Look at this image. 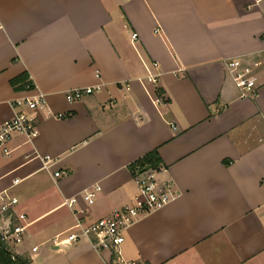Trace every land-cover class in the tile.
Returning <instances> with one entry per match:
<instances>
[{"label":"crops","instance_id":"0c3cea01","mask_svg":"<svg viewBox=\"0 0 264 264\" xmlns=\"http://www.w3.org/2000/svg\"><path fill=\"white\" fill-rule=\"evenodd\" d=\"M234 58L253 68L256 94L241 96ZM90 85L101 88L67 100ZM40 92L38 135L0 149V191L19 197L30 222L15 253L30 264H110L88 240L52 238L76 210L91 222L132 203L130 165L156 149L159 178L180 196L126 231L124 258L264 264V0H0V125L14 99ZM97 184L89 204L82 194ZM76 195L73 210L64 202Z\"/></svg>","mask_w":264,"mask_h":264},{"label":"built area","instance_id":"2783aa9c","mask_svg":"<svg viewBox=\"0 0 264 264\" xmlns=\"http://www.w3.org/2000/svg\"><path fill=\"white\" fill-rule=\"evenodd\" d=\"M134 33L133 38L137 39ZM156 65V62L153 63ZM228 66L241 90V96L248 97L256 94L254 91L255 79L252 76L253 68L242 66V61L234 58L228 61ZM149 81L157 80V73H153L147 65ZM129 89V83H125ZM101 85L76 87L66 92V98L70 102L81 100L85 95L96 92ZM15 114L0 125V149L6 154L11 152L8 144L15 134L25 135L28 139L36 137L39 133L37 115L47 106L46 95L43 92L37 95H28L16 98L12 101ZM63 117V114L59 115ZM53 158L46 156V164ZM166 171L163 165L155 167L147 165L144 170H139L134 179L138 184L139 191L133 202L115 208L110 214L95 221L88 222L78 210L75 211L76 221L65 232L58 233L52 238L55 247H64L68 244L82 240L90 241L92 247L100 253L111 254L110 264H141L135 260H127L123 256V244L126 240V231L141 217L157 211L180 196V191L172 179L161 180L159 174ZM60 172H56L59 175ZM20 179H15L13 185ZM102 187L97 184L93 188H87L83 192V198L92 204L98 191ZM79 201L78 195L65 200V204L75 210ZM20 203L19 197L4 189L0 191V233L8 248L15 253V246L22 243L26 237L30 222L25 212L17 209ZM15 220V221H13ZM38 245L33 247L38 250ZM145 264V263H144Z\"/></svg>","mask_w":264,"mask_h":264},{"label":"trees","instance_id":"16d2710c","mask_svg":"<svg viewBox=\"0 0 264 264\" xmlns=\"http://www.w3.org/2000/svg\"><path fill=\"white\" fill-rule=\"evenodd\" d=\"M19 78L24 79L25 85H28V87H32V82L30 83L26 81V79L28 78L27 75H22ZM147 165H152L155 167H159L160 165H162L159 153L156 149L135 160L130 165V169L133 175H135L139 170H144ZM30 262V257L13 253L6 245L5 241L2 238V234L0 233V264H30Z\"/></svg>","mask_w":264,"mask_h":264},{"label":"rangeland","instance_id":"374dc122","mask_svg":"<svg viewBox=\"0 0 264 264\" xmlns=\"http://www.w3.org/2000/svg\"><path fill=\"white\" fill-rule=\"evenodd\" d=\"M27 233H28V231H27ZM27 233H26V237H27ZM24 241H25V239H24ZM24 241L22 243H20V246L23 245ZM29 241L32 242L31 240H29Z\"/></svg>","mask_w":264,"mask_h":264}]
</instances>
